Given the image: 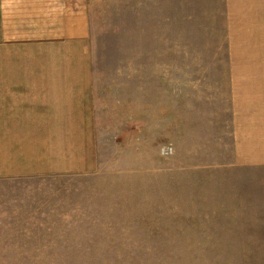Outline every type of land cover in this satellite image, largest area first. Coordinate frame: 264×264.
I'll return each mask as SVG.
<instances>
[{
    "label": "rangeland",
    "instance_id": "rangeland-1",
    "mask_svg": "<svg viewBox=\"0 0 264 264\" xmlns=\"http://www.w3.org/2000/svg\"><path fill=\"white\" fill-rule=\"evenodd\" d=\"M89 13L92 137L0 139V264H264V0Z\"/></svg>",
    "mask_w": 264,
    "mask_h": 264
},
{
    "label": "crops",
    "instance_id": "crops-1",
    "mask_svg": "<svg viewBox=\"0 0 264 264\" xmlns=\"http://www.w3.org/2000/svg\"><path fill=\"white\" fill-rule=\"evenodd\" d=\"M90 40L89 0H0L2 145L31 150L37 139L47 148L69 143L49 139L74 146L92 137Z\"/></svg>",
    "mask_w": 264,
    "mask_h": 264
}]
</instances>
